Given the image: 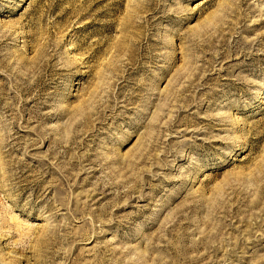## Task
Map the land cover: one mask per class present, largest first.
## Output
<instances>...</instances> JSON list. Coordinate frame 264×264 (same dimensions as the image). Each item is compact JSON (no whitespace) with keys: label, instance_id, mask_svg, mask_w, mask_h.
Returning <instances> with one entry per match:
<instances>
[{"label":"rangeland","instance_id":"1","mask_svg":"<svg viewBox=\"0 0 264 264\" xmlns=\"http://www.w3.org/2000/svg\"><path fill=\"white\" fill-rule=\"evenodd\" d=\"M0 264H264V0H0Z\"/></svg>","mask_w":264,"mask_h":264},{"label":"bare ground","instance_id":"2","mask_svg":"<svg viewBox=\"0 0 264 264\" xmlns=\"http://www.w3.org/2000/svg\"><path fill=\"white\" fill-rule=\"evenodd\" d=\"M245 158V157H244Z\"/></svg>","mask_w":264,"mask_h":264}]
</instances>
